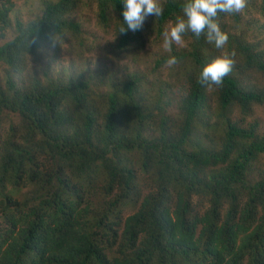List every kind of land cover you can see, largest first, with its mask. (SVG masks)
<instances>
[{"label":"trees","instance_id":"obj_1","mask_svg":"<svg viewBox=\"0 0 264 264\" xmlns=\"http://www.w3.org/2000/svg\"><path fill=\"white\" fill-rule=\"evenodd\" d=\"M17 3L0 264H264V28H241L243 0Z\"/></svg>","mask_w":264,"mask_h":264},{"label":"rangeland","instance_id":"obj_2","mask_svg":"<svg viewBox=\"0 0 264 264\" xmlns=\"http://www.w3.org/2000/svg\"><path fill=\"white\" fill-rule=\"evenodd\" d=\"M41 1L42 0H18L17 14L28 19L39 9ZM162 1L163 0H131L135 7L133 14L137 16L141 13V10H144L143 16H146L150 11L156 9ZM212 1L213 0H197V3L202 10H207ZM239 13L242 16L241 28H245L246 26H251L252 29L254 28L255 30L257 27L264 28V0H243L242 6L239 7ZM259 40L264 42V30ZM166 74H168V71H166ZM164 77L167 76L165 75ZM256 118L264 121V108H257L255 116L248 118V120H254ZM129 213L133 212L130 211Z\"/></svg>","mask_w":264,"mask_h":264}]
</instances>
